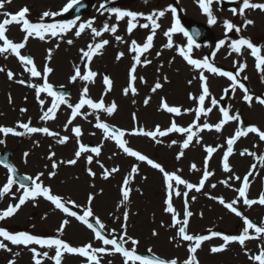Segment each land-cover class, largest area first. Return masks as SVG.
Instances as JSON below:
<instances>
[{
    "label": "snow or ice",
    "instance_id": "1",
    "mask_svg": "<svg viewBox=\"0 0 264 264\" xmlns=\"http://www.w3.org/2000/svg\"><path fill=\"white\" fill-rule=\"evenodd\" d=\"M11 0H0V10L5 9L6 4H10ZM79 3V0H69V2L63 7L62 12L67 13L75 5ZM200 8L208 16V23L215 24L217 23V18L213 15L210 5L213 3V0H198ZM105 6L101 5L103 9ZM259 10L264 12V2H252V0H242V6L238 8H232L231 11L234 15L245 14V10ZM110 12L115 14L117 19H124L125 17L131 18L127 26V33L130 35L137 27V19L143 17L149 23L140 24L139 27L149 29L150 34L146 37V40L143 44L138 43L136 40L130 42L129 51L134 53L133 61L134 63L129 68V83L128 86L122 89V95L128 96L137 95V88L135 86L138 79L137 67L138 66H147L151 64V60L141 57L148 53L149 50L153 47V40L156 35V30L160 28V24L157 23V19L165 15L164 11H154L151 14L145 16L143 13H138L134 11H122L118 8L108 9ZM170 12L175 14L177 9L172 7L169 9ZM30 9L25 6L21 8L16 13H10L3 11V19H0V56L7 58L8 55L14 56L18 62L22 65L23 70L27 72L30 78H39L42 79V83L35 84L29 83L24 79H15V74L11 70H5V68L0 67V72L6 71V76L8 80H15L16 83L20 85H26L35 90V94L39 105L42 110V115L40 120L42 121H53L57 118V112L60 110L61 105L66 106L70 110L69 119L64 125V130L67 131L69 125H73L78 117H81L85 120L89 116H92L95 120L93 125L94 128L98 129L102 133L104 140L113 141L118 149H120L125 155L130 158H134L137 163L133 164L128 175L123 179L121 186V201L120 206H125L130 203L131 200V183L135 179L136 175L140 172V163H144L150 166L152 169L158 170L163 177L166 188V198H165V208L164 211L171 215V223L169 227L176 229V235L171 238L172 241L186 242V252L187 255L185 258L180 259L179 257L171 258H162L156 255L153 252L151 247L147 248V254H141L138 252V246L140 245V240L128 235V219L129 211H124L122 213V223L121 231L116 232L115 229H112L110 232H106V226L101 222L99 217L94 215L92 202L95 199L94 195H89L87 204L80 214L77 210L81 206L76 204L75 201L71 199H65L61 195L52 194V189L50 187L44 186L41 181V177L44 175L43 172L38 173L35 177L29 175H17V169L11 163L8 162V158H0V166H3L7 170L6 182L0 186V198L4 196H10L15 199L17 202L14 204H9L6 209L0 210V221H5L7 218L13 217L20 208L25 205L29 200L35 201L37 197H44L49 201L55 209L64 213L67 217H73L82 224H84L88 229H90L94 234V239L101 242V246H93L92 243H88L84 246L74 247L71 246L68 242L60 238H43L41 236L29 234L28 232H18L12 233L4 227H0V251H5L8 253H13V249L9 247L11 245L15 246H24L29 247L31 245H38L41 249H47L44 251L37 250L36 247H30L29 251L32 253V258L34 264H44V261L51 260L54 264H62V258L65 253L76 254L80 257L85 258L86 264H102V257L105 255H116L119 254L123 259V264H200L198 258V250L202 248L204 242L209 241L213 238H220L223 243L219 246H212L210 252L212 254L223 253L228 250L229 245L236 243L241 247V250L247 256L250 264H264V222H255L253 219L246 216L239 208L238 205L242 203L244 206L251 208L253 206H264V192L258 194L256 198L249 197V189L251 187L250 178L259 175L257 172V163L250 165L248 172L243 176L239 175H230L228 179L220 181L224 186L231 187L230 181H239L241 186L236 188L237 197L231 201H226L223 196H211L210 199L216 200L220 205L227 209L230 213L235 214L242 221L243 228L239 234H224L219 231H211L208 234H190L189 224L190 218L193 216L192 211L189 210V193L196 192L200 193L205 187L206 182L214 175V172L209 170L208 163L212 159L213 154L218 151L219 148L224 147V145L219 146H205L204 150L206 152V157L204 160V165L202 169V176L199 179L198 183H191L187 179H184L177 171H167L165 167L156 162L154 159L150 158L148 155L143 154L138 150H134L132 147L128 146V141L124 138L125 136H143L150 138L155 144L159 145L163 143L161 138L167 137L172 133L180 134L184 137L182 143L173 139L169 145L175 146L180 143L181 150L178 152L176 159L179 160L184 157L185 152L190 146L193 145V142L200 144L202 142V137L200 133L203 131H215L217 133L222 132L224 126L230 121L237 122V127L234 130V133L226 139V150L222 154V170L225 173H233V168L230 165V157L234 154V145L242 138L248 137L249 134H255L258 136L259 141L264 142V130L255 125H245L244 120L241 117L239 112H236L233 115L229 114V110L225 108L210 92L208 84V76L205 75V70L213 75L220 77H225L230 82V86L224 89V94L234 93L237 89L242 91L243 101L251 107L255 101L261 106H264V96L255 95L252 91L245 85L244 82L248 79L245 75L241 79V73H244L247 68L246 62L236 61L234 62L236 71H226L220 67L214 65L213 62H210L209 57H204L202 59H195L190 55L195 45V41L192 35L182 27L179 18H176L173 26L170 27L168 31L164 34L168 37L167 43L164 45L165 48H172L173 40L172 36L174 33H182L186 36L187 45L185 47L179 48V55L187 62L188 65L194 67L198 70V78L201 81V92L197 95H191L190 99L196 101L197 107L192 109H183L181 106H170L165 99H162L160 104V109L166 113L173 114L175 117H180L187 113L195 114L194 120L188 126L179 125L175 119L170 121V126L161 129L159 125H156L154 130H147L140 125L137 117L133 114L134 127L130 130L121 129L114 125L107 123L105 120L101 119V114L106 116H112L118 111V105L115 100L111 101L110 104H105L104 96L113 90L114 81L111 79L109 74H102V83L105 86V90L101 95L99 100H93L89 95L88 84L94 83L95 78L98 73L93 71L90 67L93 58L97 55H102V50L106 45L109 44L107 39H103L100 42L89 43L86 46V49H81L82 58L84 60V73L82 74L81 67L74 66V73L69 77V82L72 84L77 83L78 81L84 82L82 87L80 97L78 102L73 104L66 97L65 93L58 91L54 88L53 84L49 82V76L54 71V69L46 63L42 70H39L34 58L30 54H22V50L26 48L29 38H38L41 41L46 39V36L50 35L51 37H61L69 29H71L75 22L67 23H46V19L60 16L61 11H44L39 21L33 22L29 19ZM255 21L252 19L245 18L241 26L235 25L229 20L223 22V26L227 33L241 32L242 29H246L248 26L254 25ZM19 25L21 31L25 34L23 39L20 42H14L6 34L10 25ZM90 29L91 33L95 37H101L102 32L97 28L93 27V22L88 21L86 24L81 23L78 26V31L75 32V36L79 37L85 31V29ZM103 32H111L115 34L117 32V27L109 26L108 24L103 25ZM199 33H197L198 35ZM116 41L123 42V37L116 35ZM68 44H72V40L67 41ZM230 48L231 52L242 55L244 49L250 50V54L255 58V67L261 74L262 80H264V55L261 54L262 46H258L253 43L250 38L240 37L238 39L228 40L222 39L215 46L218 51L222 46L226 45ZM199 47V45H195ZM59 47V45H57ZM124 52H119L116 56V60L119 61L124 57ZM213 58L215 52L212 54ZM52 59V50H48V55L46 61H51ZM141 82L146 83L144 77H139ZM167 81V77L163 78ZM189 84L192 81H188ZM63 87V86H61ZM163 87L162 83L156 81L151 87V92L156 93L157 90ZM44 93L51 98L50 106L45 108L47 103L45 99L41 98V94ZM210 98V106L205 107L206 99ZM11 102V97L9 98ZM151 97H146L143 101L144 105H148ZM135 103V101H133ZM89 109V111H82L83 109ZM214 108H218L219 112L222 114V119L218 123L212 124L205 120L201 123V117H207L209 113L213 111ZM21 112H26L27 109H21ZM22 129V131H18ZM74 138L77 142V150L74 152V157L68 159L67 161H57L54 159L56 153L54 151L50 152L48 159L52 161L51 168L53 171L49 172L50 177H55L57 169L61 164L75 165L81 156L85 153H91L86 156L87 165L93 163L94 157L98 158L101 155V150L103 145L98 146H88L80 142V137L83 135L82 128L79 125H75L72 128ZM43 134L47 137L57 138V143L60 145H65L69 142L70 137L67 135L61 136L59 132L50 130L48 127H35L32 126L31 120L27 122H18L16 127H7L0 126V134L4 137L8 135L22 137L30 134ZM95 133H93L94 135ZM4 139H0V144H5ZM240 156H250L254 157L259 166L264 167V155H257L256 152L244 149L239 153ZM29 156L28 152L24 153L25 162L26 158ZM96 163L102 169V178L107 180L110 176L120 171L118 167L108 168L98 159ZM192 171H201L197 168L195 163L190 166ZM87 172L91 177H95L96 173L92 171L91 167L87 168ZM147 179V177H145ZM30 182V183H29ZM18 186L19 190H22V193L17 195L13 192V187ZM183 186V191L181 190ZM212 188L216 187V184L211 185ZM183 198L184 212L183 218H181L180 212L174 207L173 198ZM191 199L194 201L195 196H192ZM202 215V213H201ZM90 218H92L90 220ZM120 219V217H117ZM69 224L68 219H64L61 223V227L58 229V232L63 233L64 227ZM163 226V225H162ZM151 235L153 237H158L159 232L153 230ZM248 241H259L257 251L252 252L246 245ZM131 247H127V245ZM177 247H180L181 244L177 243ZM52 250L53 254L49 255V251ZM15 256H19V252L14 253ZM7 264H16L15 259H9Z\"/></svg>",
    "mask_w": 264,
    "mask_h": 264
},
{
    "label": "rangeland",
    "instance_id": "2",
    "mask_svg": "<svg viewBox=\"0 0 264 264\" xmlns=\"http://www.w3.org/2000/svg\"><path fill=\"white\" fill-rule=\"evenodd\" d=\"M16 1L18 2H14L11 4V7H13V9L10 7V4H8L7 9L11 11H15L17 10V8H20L23 6V3H19V2L25 1V0H16ZM26 1H30V2H27V4H30V7L32 6V8H34L35 10L36 14H32L33 16L32 18H34V20H39L41 14L44 11H52V10L53 12L60 11L62 6L65 5L64 2L66 0H26ZM96 1H97V4L99 3L108 4L110 1L114 3L118 2L119 7H124L125 4L127 5L129 2H131V0H124V1L123 0H115V1L114 0H96ZM162 1H165V0H157V8H158L157 10L165 12L166 20H164V16L157 19V23H159L161 27L160 32H158L160 33V39L158 41V44L160 43L162 45H165L167 42H166V39H165L166 36L164 33L167 31L169 27L168 25L169 15L166 9L161 8L162 3H163ZM169 1L171 0L166 1L164 5L168 4ZM186 1H189V0H186ZM252 2H264V0H252ZM114 3L111 4V6L108 5L107 8L111 9L118 5ZM24 4H26V2H24ZM211 10H212V13L214 12V10H219L221 13H225L219 8V5H216ZM95 13L96 12H94L93 15ZM107 16L108 15L101 16L102 19H99V20H102L103 23L98 25L99 26L98 28H103L104 24H113L115 27L119 28L118 25H116L117 23L115 24V20H112L109 22V20L111 19H109ZM237 16L241 24L243 23L245 18L252 19L255 21L254 25L248 26L246 33L250 35L256 42L258 43L262 42L263 44H259V46H262V48L264 49V12L262 13L261 11L253 12L251 10L249 12H245L243 16L241 15H237ZM47 20H50V19L48 18ZM87 20H91V19L89 18ZM223 22L224 20L217 19V23H215V25H217V27H219L220 29ZM243 31L244 29H242L241 34L245 36L243 34ZM218 33L220 34V32ZM117 34L121 35L122 37V35H126V32H123V30L120 29ZM184 42L185 41L182 42L183 43L182 46H184ZM89 43L90 42L84 45H81L79 47V50L86 49V46ZM179 48L180 46H177V49ZM160 50L162 51L165 50V47L163 46ZM64 51L66 52L65 49ZM152 52H155V53L153 54L149 53V55L145 57L151 60V64H149V68H146L145 66L138 67V77L142 76L146 80V83H143L139 79V83H137V93L138 94L135 96L120 95V93L118 92L120 88L116 89V91L112 92L111 94L108 93L106 96H104L105 104L107 105L111 101L115 100L119 109L115 115L110 116V117L104 114H101L102 120L111 122L119 126L120 128L130 130L134 127V121L132 117H133V114H135L141 126H143L147 130H154L156 125H162V128L163 126H165L164 128H167L168 126H170V121H171L170 119L171 115L160 109L158 105L159 98H162V97L165 98V100L168 102L170 106H181L183 109H189L186 107V106L188 107L190 106L189 104L190 102L188 100L187 94L188 92H194L195 90L194 89L187 90V89H191V88H187V85H186L187 80L190 79L192 81L193 86L194 85L196 86V84H195L194 79H192V77L190 76L188 69L183 64L184 62L182 63L180 60V62L174 61V62L169 63V59L166 60V63L161 62L157 56V44H156V47L152 50ZM104 53H103V56L98 61L99 67L97 68L100 70L98 72L99 78L102 77V74H109L111 79L113 78V80L115 81V85H118L124 88L126 84V77L129 72V68L132 65L131 61H133V57L130 58L129 60L130 62L127 61L126 63V61H124V57L120 59L119 61H117L116 58L113 57L114 55L108 56L109 53L107 51H105ZM113 62H115V64ZM108 63L114 64V66H111L113 71L110 70V68L108 67L109 66ZM248 71L251 76L254 75L253 67L250 68ZM69 74L71 73L69 72ZM2 76L4 77L5 80L10 81L5 76V74H2ZM160 76L162 79L160 78ZM162 76L167 77V81H165ZM156 81H159L162 83L163 89L160 92L158 90L156 93H152L150 89ZM224 85L225 84L221 82L218 85L219 89L217 90L214 89L213 95L219 96L220 89L223 88ZM2 86L3 88H5L6 84L3 82ZM211 86H212V83H211ZM196 89H197V86H196ZM263 89L264 88L261 87V90ZM103 92L104 91L98 92L96 90H94L93 92L89 91V95L90 97L100 99ZM150 92L154 95L153 97L150 96ZM5 95L9 97L12 96L11 93H9L8 91H3L0 93V109H2V107L4 106H6L5 108H8L11 104L10 100ZM146 97H151L148 105H144L143 103ZM133 101H135V103H133ZM195 104L196 103L193 101L192 106H190V108L192 109L196 108L197 105ZM159 112H163L165 116L157 115V113ZM194 116L195 114L193 112V113H189V115H187L186 117L183 116V118L180 117L177 120L181 126H188L194 120ZM219 118H221L220 114L218 115L209 114V116L207 117H204V116L201 117V123L207 120V122L215 124L219 122ZM257 120L259 119L249 118V120H247L246 123L247 124H259L256 122ZM261 121L262 123H264V118H261ZM90 123L93 126L95 122H90ZM0 125L6 126V125H10V123L5 120H0ZM235 129H236V124L234 121L228 127L223 128L222 132H219L216 134L215 133L209 134L211 131H207V130L203 131L202 133H200V136L202 137V142L200 144H197L194 141L192 146H190L187 150H184L185 155L183 158L179 160L176 159V156L178 152L181 150L180 143H182L184 139V137L180 134L173 133L172 135L166 137L165 139L164 137L161 138L163 140V143L159 145L155 144L150 138L143 137V136H128L129 137L128 140L131 141V144L136 148V150L142 152L143 154L148 155L150 158L154 159L156 162L161 163L167 171L171 172V171L179 170L178 174H180L184 179H187L191 183H198L199 179L202 176L203 160H204V159L202 160L203 148H205V146L211 145L214 139L221 138V142L223 144L225 137L227 135H232ZM173 139L177 140L180 143H178L175 146L169 147ZM86 140H87L86 142L88 146L98 144L97 140L91 139L90 133L87 136ZM76 144L77 142L75 140L74 146H72V149L70 150L68 154L69 159L74 157V152L76 151ZM69 145L71 144L69 143L63 146H69ZM244 149L249 150L251 149V147L245 148L244 146H241L239 148L237 155H235L236 157L230 162V165L233 166L236 169V171H238L239 166L241 167V171H242L241 176L245 175L248 172L251 164L257 163V165H259L258 161L254 157H250V156L242 157L239 155V153L243 151ZM256 149H257L256 151L254 150H251V151L256 152L258 156L263 155L264 145H262L260 149H259V146H256ZM222 153L220 152L218 153V155L215 157V160L213 162V167L209 169L210 171L214 172V175L210 177V179L206 182L207 186H205L206 188L204 187L203 189L204 191L202 190L203 193L202 192L196 193L194 191L189 193V205L194 211L197 212L198 215H200V218H201L199 219V217L195 216L194 219L195 221L198 222L197 225L199 226V228L195 226L192 227L190 231L193 234H200V232H205V230H209L213 227H216L218 217L222 216L223 213H226L225 209H223V206L220 204H217L213 209H212L213 205L207 206V208L202 205L205 202L204 194L206 193L210 194L211 191L217 190L218 189L217 184L219 183V185H221L222 183H220V181L226 180L225 178L220 180L216 173L219 170V167H216L217 163L220 165L222 163ZM101 154L102 155L100 156V158H98V160L101 163H103L106 167H108L109 169L114 167L113 163L105 162L106 161L104 158L105 152L102 151ZM85 158L86 156L84 155L81 156V158L78 160L77 164L75 165H67L65 163L63 165L64 167L62 171L63 175L60 179L61 181L57 179V176L55 178L49 177L47 180L49 184L45 182L47 186H52L53 191L57 195L62 194L66 199H71L75 202H78L81 205V207L84 208V206L86 205H83V204L85 200L89 197L88 192H92V190L89 188L90 183H92L94 178H96L101 173V175H99V180L103 184V187H104L103 190L105 191V193H103L104 195H100L98 197L94 195L95 199L93 200L92 205H93V210L95 214L99 215L102 218L104 225L107 226V229L109 230V232L112 229H115L116 232L119 230L120 232V228L118 227H121L120 219L124 211L129 210L131 217H132L133 212H138L139 216L134 217V221L135 223L137 221H140L142 225L141 229H137L131 226L130 233L132 232L133 235L139 234L141 236L139 238L140 239V245L138 246L139 249L146 251L147 248L151 247L153 249V252L157 255L159 254V256L162 258L178 257V255H179V258L180 256L185 257V254H184L185 251L181 252L182 253L181 255L178 253L179 248L176 246L178 241L171 240V238L176 235V229L169 227L171 223V215H168L164 211V208H165L164 201L166 198L165 189L166 188H165V182L163 180L162 174L159 171L158 172L157 170L151 171L148 168L150 166L144 163H143L144 165L140 164V172L138 175H136L135 179L132 181L134 182L133 183L134 185H132V189H133L132 199L130 200V203H128L126 206H120L121 193H119L120 192L119 190L121 189L123 179L128 175L132 165L135 163L133 161H128L127 159H124L123 157L115 153V161L117 163H120L123 160L126 162L125 169L123 170L122 174H118V175L113 174L107 180H105L102 178L101 168L96 163L97 159L95 158L93 160V163L89 166L87 165ZM193 163H195L197 165V168L201 169V171H192L190 166ZM45 165H47V163L41 164L39 168H34L33 171L29 169V172H31L32 175L34 176V174H36L37 172L39 173V171H43L42 168ZM49 165L51 166V164ZM88 167H91L92 171L95 173L99 172V174L96 173L95 177H91L87 172ZM260 167L259 166L257 167V172L259 173V175H261L263 171V168L261 167L260 169ZM60 168H61V165H60ZM51 169L52 168L49 167L46 170H48L49 172ZM224 174H227V173L224 172ZM64 176L67 178V180L64 179ZM145 177H147L146 181H144ZM62 181H63V184H62ZM149 182L150 184L146 187L149 189L141 194L139 190L142 189ZM232 182L234 183V186L237 183V181H234V180ZM212 184H216V187L212 188L211 187ZM261 186L263 190L264 182L261 184L260 180H255L253 183L251 181L249 196L257 197L258 194L262 192V190L260 191ZM84 189H86L85 192H84ZM78 190L81 191V194L77 198L74 192H77ZM181 190L183 191V186H181ZM101 196H102V199L111 198L113 201V205L100 206L98 202L101 200L100 198ZM192 196L196 197L194 201L191 199ZM115 203H118V204H115ZM173 204H174V207L177 209V211L180 212V214H182L181 210L184 207L183 198L182 197L180 198V203H179L178 198L174 197ZM152 207H154L155 209H151ZM26 209L27 210L19 214L20 218L17 217L12 222L13 224L19 225L21 227L20 231H24V229H26V231L31 232V234L39 235L41 237L42 236H55V237L62 236V237H65L66 241L69 240L71 246H74V247L84 246L88 243H92L93 246H95V244L92 242L91 236L87 235L81 229H77L76 236H72L67 231H65L63 235L59 233L57 229L59 220L56 221V224L52 225L53 228L50 229L49 231L42 229L40 227V222H41L40 215L44 211L46 210L48 211L52 209L49 205L48 207H45L41 204H37V206L34 207V210H36L35 214H29L32 212L31 209H28V208ZM115 210H117V212H115ZM252 210L253 209H251V211ZM50 213L51 211L49 212V214ZM262 214H263V207L258 206L257 212L251 215L250 218H254L261 222V219L259 217H261ZM117 217H120V219H117ZM10 222L4 223L3 226L5 227L8 226ZM69 226L72 228V230H75V228H73L75 226L74 224H72L71 221H69V224L66 226L67 229L69 228ZM143 229H144L143 234H145V237H143L141 234ZM53 230H54V233H53ZM153 230H156L157 232H159L158 237H153L151 235ZM13 232H15V230ZM239 233L240 231L238 232V234ZM253 242L259 244V241H253ZM9 247L11 246L9 245ZM12 249H13V253L21 250V249L14 248V247ZM250 250L252 252H256L257 246ZM216 256L217 258L225 257V259L229 257L230 261H228V264H250L247 256L241 250V247L239 245H236L231 250L229 251L227 250L224 253L220 255H216ZM0 258H4V259H0V264H7L8 260L10 259V254L5 251H0ZM30 263H33V260L30 261ZM44 264H52V261L51 260L50 261L48 260V262L45 261Z\"/></svg>",
    "mask_w": 264,
    "mask_h": 264
},
{
    "label": "bare ground",
    "instance_id": "3",
    "mask_svg": "<svg viewBox=\"0 0 264 264\" xmlns=\"http://www.w3.org/2000/svg\"><path fill=\"white\" fill-rule=\"evenodd\" d=\"M78 41H80L81 43H83V42H86L87 41V38H82V39H80V40H78ZM115 48H112V51L114 50ZM76 62H78V61H76ZM225 192L229 195L230 194V192L228 191V190H225ZM212 196H214V195H212ZM237 196L236 195H233V196H231V197H229V198H231V200L232 199H234V198H236ZM209 198V196L207 197V199ZM108 200L106 199L105 200V202H107ZM239 205H241V203L239 204ZM60 215V214H59ZM220 221L218 222V225H219V227H224L225 228V230H227L228 232H231V229L229 228L230 227V223H231V219H229V217L228 216H225V215H223V216H220ZM193 224L195 225V222H193ZM209 243H212L211 241L209 242ZM250 247L252 248L253 247V244H251L250 245ZM228 259V258H227ZM226 259V260H227ZM226 260H224V261H226ZM215 261V264H217L216 263V259L214 260ZM218 262V264H224V262L223 261H217ZM16 264H21V263H19V262H16ZM25 264H27V263H25ZM209 264V263H208ZM210 264H214V263H210Z\"/></svg>",
    "mask_w": 264,
    "mask_h": 264
}]
</instances>
